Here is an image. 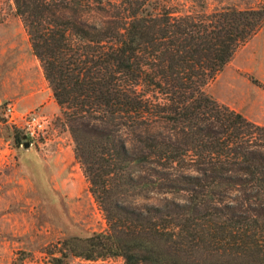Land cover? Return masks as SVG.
<instances>
[{"label": "trees", "instance_id": "16d2710c", "mask_svg": "<svg viewBox=\"0 0 264 264\" xmlns=\"http://www.w3.org/2000/svg\"><path fill=\"white\" fill-rule=\"evenodd\" d=\"M13 1L109 226L49 247L47 264L73 258L264 264V153L254 164L249 151L254 135L264 140V126L205 91L262 30L264 7L209 10L201 0H181L178 8L176 0ZM189 3L200 10L187 9ZM157 122L173 124L176 132L157 136ZM14 130L18 147L26 133ZM133 132L136 138L128 136ZM152 174L186 192L188 184L202 190L170 203H156L141 190L127 194L145 181L156 184L148 179ZM245 174L251 177L243 180ZM243 184L253 190L246 199L251 207L239 197L221 199L219 189Z\"/></svg>", "mask_w": 264, "mask_h": 264}, {"label": "rangeland", "instance_id": "374dc122", "mask_svg": "<svg viewBox=\"0 0 264 264\" xmlns=\"http://www.w3.org/2000/svg\"><path fill=\"white\" fill-rule=\"evenodd\" d=\"M181 3V0L175 1L177 8ZM201 3H206L209 10L231 4L241 9L264 7V0H201ZM189 7L200 10L190 3L186 8ZM15 11L13 0H0V264H47L49 257L44 251L49 247L66 238H86L107 232L109 226L90 192L84 169L76 160L70 123L54 99L41 62L33 54L23 20ZM205 91L219 105L264 126V26L237 49L225 68L209 80ZM8 103L13 104L19 114L46 115L50 122L46 138H28L17 147L12 134L16 127L7 123L4 110ZM169 132H176L173 124L156 123L157 136ZM128 136L137 137L135 132ZM257 137L250 138L253 147L250 145L249 151L254 164L253 157L264 153V140ZM27 142L29 148L25 147ZM234 161L241 162L240 159H232ZM250 177L245 174L243 180ZM148 179L156 180V184L145 181L136 193L131 190L127 194L135 195L141 190L149 198H156V203H170L202 190L194 184L186 186L189 192L180 190L171 179L157 174ZM155 189L156 194H153ZM219 190L224 197L217 194L214 197L224 202L237 201L239 197L245 207H251L246 200L253 192L251 185L243 184L235 190L230 185L228 192ZM239 191L242 194H238ZM129 200L135 205L133 199ZM165 214L169 220L171 214ZM68 264L94 263L73 258ZM96 264H123V260L115 258Z\"/></svg>", "mask_w": 264, "mask_h": 264}, {"label": "built area", "instance_id": "2783aa9c", "mask_svg": "<svg viewBox=\"0 0 264 264\" xmlns=\"http://www.w3.org/2000/svg\"><path fill=\"white\" fill-rule=\"evenodd\" d=\"M4 110L7 116V123L11 127L22 128L30 140H44L46 138L50 125L46 115L35 112L19 114L17 108L10 103L6 105Z\"/></svg>", "mask_w": 264, "mask_h": 264}, {"label": "water", "instance_id": "95a60500", "mask_svg": "<svg viewBox=\"0 0 264 264\" xmlns=\"http://www.w3.org/2000/svg\"><path fill=\"white\" fill-rule=\"evenodd\" d=\"M27 139H28V137H27V136H24V140H27ZM25 147H26V148H29V147H30V143L27 142V143L25 144Z\"/></svg>", "mask_w": 264, "mask_h": 264}, {"label": "crops", "instance_id": "0c3cea01", "mask_svg": "<svg viewBox=\"0 0 264 264\" xmlns=\"http://www.w3.org/2000/svg\"><path fill=\"white\" fill-rule=\"evenodd\" d=\"M41 96V95H40Z\"/></svg>", "mask_w": 264, "mask_h": 264}]
</instances>
